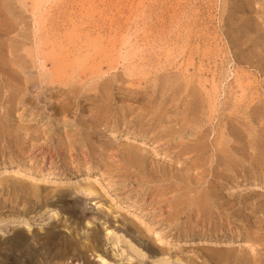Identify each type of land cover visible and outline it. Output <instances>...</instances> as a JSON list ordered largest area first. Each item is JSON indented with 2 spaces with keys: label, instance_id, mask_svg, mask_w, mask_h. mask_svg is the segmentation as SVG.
Wrapping results in <instances>:
<instances>
[{
  "label": "rangeland",
  "instance_id": "rangeland-1",
  "mask_svg": "<svg viewBox=\"0 0 264 264\" xmlns=\"http://www.w3.org/2000/svg\"><path fill=\"white\" fill-rule=\"evenodd\" d=\"M1 1L0 47L4 50L0 49V60L2 58L1 61L6 62L2 63L3 67L0 62V264H47L44 262V256H41L43 247L36 239L45 232L47 234L49 231L51 233L66 230L65 232L69 233L68 231L73 228L77 229L75 236L73 235L74 240L77 241V249L83 255L81 253L78 255L76 252L75 257L72 255L73 258L70 257L59 264H100L102 261L104 264H261L262 261L264 264V238H262L264 237V134L260 135L258 131L264 126V122L260 123L264 121V107H262L264 106V73H261L264 71V0ZM17 2L23 3L18 5ZM92 3L96 4L95 7ZM92 9L95 11L89 15L88 12L92 13ZM69 32H72V35ZM241 43L243 45H240ZM77 44L79 47H76ZM61 45L64 49L60 48ZM63 50L66 51L65 55ZM78 50L80 53L77 52ZM39 53L43 56L41 57ZM250 53L253 55L250 56ZM189 54L192 56L193 60L190 62L193 64L188 61ZM81 56L84 60L83 65H81L82 59H79ZM96 56L99 59H96ZM246 59H250V62ZM54 60H59L62 64ZM185 61L187 65H184ZM129 65H131L130 69ZM183 66L187 69L184 70ZM55 67L60 69H54ZM88 69L91 73L95 71L92 73L93 77ZM241 70H244L246 75ZM233 71H236L237 75ZM238 72H241L242 76H238ZM235 76L239 80L244 79L248 84L245 81H239L245 85L238 84ZM49 77L50 80L52 77L55 78L51 80L53 82ZM182 77L186 78L182 80ZM191 77H194L192 81ZM49 81L53 83L52 86ZM187 81L190 85L186 83ZM212 81L211 85L215 84L214 88L218 86L216 90L212 88L213 91L210 86ZM129 82L132 85L137 84H134L135 87H129ZM82 83L84 84L80 85ZM180 83L184 85L181 86ZM201 83L203 87H200ZM137 85L149 88L146 92L145 89H137ZM66 86H70L71 91L65 88ZM97 86L100 88L98 89ZM192 86L195 88H191ZM103 87L106 90L105 88L102 90ZM242 87L244 90L247 89L244 93ZM193 90L195 95L193 94L191 98L190 93ZM183 91L188 94L184 95ZM73 92H75L74 96ZM136 92L140 94L136 96ZM246 93L252 96H247ZM229 94L230 96L233 94L232 98ZM179 96L184 98L180 99ZM213 96L216 98L214 99ZM104 97H108V101ZM238 97H241V102L239 99L236 100L241 105L234 101ZM63 98L64 102L60 103ZM101 98L100 102L106 100L105 105L99 102ZM244 98L247 100L245 101ZM248 98L251 99L250 102ZM185 99L189 100L188 105ZM227 99H231L229 100L231 103L227 102ZM235 103L239 107L233 106ZM208 104L211 106L208 107ZM162 107L164 111L161 112ZM97 109L100 111L98 112ZM209 109L213 110L211 114ZM244 110L247 115L249 114L248 116ZM235 111L239 112V115ZM260 111L262 114L259 113ZM254 112L258 116H253ZM96 113L99 115L98 118L102 114L104 117L97 119ZM224 115L228 116L226 117L228 121ZM250 115L254 118L251 119ZM235 116H238L237 119L234 118ZM169 117L174 118L175 121L169 120ZM178 118L182 119L183 125L178 124L180 127L176 125L180 123ZM233 119L237 123L233 122ZM153 120H158L154 122L159 124L158 127H155ZM165 120L174 123H166ZM244 121L247 122L246 124L250 123L244 125ZM226 124H229V127ZM249 125L255 127V129L252 127L254 133L249 130L252 129ZM179 128L181 129L178 133ZM218 128L223 132H220L221 135L224 134L222 140L218 138L219 134L215 135L216 131L217 133L220 131ZM243 128L246 131H243ZM193 130L196 133L199 131L200 134H195ZM162 131L167 138L165 140L164 136H161L164 135ZM180 131L182 136L179 135ZM191 133L195 134H192L194 139L193 137L190 139ZM244 133H248L249 138L253 137L252 140L258 138L260 141L258 139L255 141H259V146L258 144L254 146L256 142L251 139L250 143L247 134ZM196 136L199 139L197 141ZM203 136L206 138L203 139ZM242 136L248 139L247 144V139L244 142ZM225 140L228 143L225 144ZM240 140L243 145L239 144ZM185 141H189L191 147L193 146L192 149L194 148L193 151L190 144L186 145ZM198 141L202 143L199 144ZM210 141L218 145L215 144L214 147L212 145L214 142ZM180 143L186 146L182 147ZM193 143L195 145H192ZM168 146L173 151L170 152ZM235 146L239 150H236ZM250 146L254 148L251 149ZM212 147L215 151L218 148L220 151L218 150L216 154ZM180 148L182 149L179 150ZM221 149H224V153L228 151L225 156L220 154L223 152ZM184 153L190 154L191 158L194 155L193 158L196 159H192L193 163H190L191 158ZM205 153L208 158L203 156ZM196 160L198 162L195 164ZM3 163L6 167H2ZM183 164H186L184 166L186 169L181 168ZM193 164L203 166L199 167L201 168L199 170L198 167V169L193 168ZM61 170L65 171L62 175L47 174V171ZM250 178L256 179L258 184L243 186L245 188L234 187L235 184ZM177 184L178 188L175 187L178 186ZM86 186L90 187L91 193L83 190ZM184 191H187V195L183 194ZM200 196L203 197L202 200ZM201 202H207L208 205L203 206ZM80 210H83L89 219L86 218L84 221L85 218L78 212ZM261 220L262 222H258ZM254 227L258 231H254ZM91 229H95L96 233L94 252L87 249L85 239ZM253 242L256 246L255 250L252 247ZM49 247L54 248L52 245ZM36 254H39L38 257ZM98 254L103 260L97 256Z\"/></svg>",
  "mask_w": 264,
  "mask_h": 264
},
{
  "label": "bare ground",
  "instance_id": "bare-ground-1",
  "mask_svg": "<svg viewBox=\"0 0 264 264\" xmlns=\"http://www.w3.org/2000/svg\"><path fill=\"white\" fill-rule=\"evenodd\" d=\"M0 1H1V0H0ZM8 1H9V0H8ZM21 1H22V0H21ZM34 1H36V0H34ZM64 1H65V0H64ZM74 1H75V0H74ZM86 1H87V0H86ZM90 1H92V0H90ZM93 1H94V0H93ZM116 1H117V0H116ZM119 1H120V0H119ZM18 2H19V1H18ZM18 2H17V3H18ZM47 2H48V1H47ZM83 2H84V1H83ZM88 2H89V1H88ZM88 2H87V5H89ZM97 2H98V1H97ZM97 2H96V3H97ZM102 2H103V1H102ZM121 2H122V1H121ZM1 3H3V2L1 1ZM20 3L22 4L23 2H20ZM20 3H18V5H21ZM40 3H41V1H40ZM75 3H76V2H75ZM85 3H86V2H85ZM89 3H90V2H89ZM111 3H112V2H111ZM115 3H117V2H115ZM115 3H114V4H115ZM143 3H144V2H143ZM6 4H7V3H6ZM42 4H43V3H42ZM76 4H77V3H76ZM92 4H93V3H92ZM69 5H71V4H69ZM79 5H81V4H79ZM85 5H86V4H85ZM87 5H86V6H87ZM93 5H94V7H95L96 4H93ZM5 6H6V5H5ZM34 6H35V5H34ZM42 6H43V5H42ZM62 6H63V5H62ZM74 6H75V5H74ZM117 6H118V5H117ZM21 7H23V5H22ZM69 7H70V6H69ZM77 7H78V6H77ZM80 7H82V6H80ZM114 7H115V6H114ZM136 7H137V6H136ZM78 8H79V7H78ZM82 8H85V7L83 6ZM87 8H88V7H87ZM96 8H97V7H96ZM99 8H101V7H99ZM115 8H116V7H115ZM130 8H133V7H130ZM214 8H215V6H214ZM256 8H257V7H256ZM8 9H10V8H8ZM73 9H74V8H73ZM79 9L81 10V8H79ZM97 9H98V8H97ZM117 9H118V7H117ZM134 9H135V7H134ZM137 9H138V8H137ZM88 10H89V9H88ZM1 11H2V10H1ZM10 11H11V10H10ZM82 11H83V10H82ZM93 11H95V10L92 9V13H91V11H90V12L87 11V12H88V14L90 13V14L92 15V14H93ZM131 11H132V10H131ZM133 11H135V10H133ZM166 11H167V10H166ZM77 12H78V11H77ZM84 12H86V9H85ZM84 12H82V13H84ZM120 12H121V11H120ZM120 12H119V13H120ZM126 12H128V14H130L129 11H126ZM78 13H81V12H78ZM121 13H122V12H121ZM71 14H72V13H71ZM74 14H75V13H74ZM85 14H87V13H85ZM85 14H83V15L86 16ZM90 14H89V15H90ZM106 14H108V13H106ZM134 14H136V13H134ZM34 15H35V14H34ZM78 15H80V14H78ZM81 15H82V14H81ZM83 15H82V16H83ZM136 15H137V14H136ZM148 15H149V14H148ZM72 16H73V14H72ZM123 16H124V15H123ZM126 16H128V15H126ZM183 16H184V15H183ZM2 17H3V15H2ZM77 17H78V16H77ZM77 17H76V18H77ZM124 17H125V16H124ZM129 17H130V15L128 16V18H129ZM216 17H217V16H216ZM242 17H243V16H242ZM3 18H4V17H3ZM69 18H70V17H69ZM73 18H74V17H73ZM87 18H88V16H87ZM87 18H85V19H87ZM70 19H71V18H70ZM78 19H79V17H78ZM90 19H91V17H90ZM92 19H93V17H92ZM6 20H7V19H6ZM37 20H38V18H37ZM64 20H65V19H64ZM80 20H81V19H80ZM0 21H1V20H0ZM90 21H91V20H90ZM92 21H93V20H92ZM152 21H153V20H152ZM8 22H10V21H8ZM93 22H95V21H93ZM37 23H38V22H37ZM96 23H97V22H96ZM96 23H95V24H96ZM4 24H5V23H4ZM4 24H3V25H4ZM39 24H40V22H39ZM77 24H78V23H77ZM144 24H145V23H144ZM69 25H70V24H69ZM40 26H41V25H40ZM76 26H77V25H76ZM76 26H75V28H76ZM94 26H95V25H94ZM51 27H52V26H51ZM72 27H73V26H72ZM97 27H99V26H97ZM101 27H102V26H101ZM37 28H38V26H37ZM40 28H41V27H40ZM65 28H66V26H65ZM68 28H69V27H68ZM108 28H109V27H108ZM38 29H39V28H38ZM38 29H37V31H38ZM72 29H73V28H72ZM115 30H116V29H115ZM39 32H40V31H39ZM72 32H73V31H72ZM72 32H69V33L71 34ZM75 32H76V31H75ZM6 33H7V32H6ZM6 33H5V34H6ZM8 33H9V31H8ZM13 33H14V32H13ZM5 34H4V35H5ZM68 35H69V34H68ZM68 35H67V36H68ZM71 35H72V34H71ZM73 36H74V35H73ZM89 37H90V36H88V38H89ZM94 39H95V38H94ZM2 40H3V38H2ZM2 40H1V42H3ZM90 40H91V39H90ZM90 40H89V42H90ZM122 40H123V38H122ZM122 40H121V42H123ZM38 41H40V40H38ZM45 41H46V40H45ZM147 41H148V40H147ZM246 41H247V40H246ZM4 42H5V41H4ZM35 42H37V40H35ZM58 42H59V41H58ZM247 42H248V41H247ZM37 43H38V42H37ZM39 43H40V42H39ZM45 43H46V42H45ZM56 43H57V42H56ZM237 43H238L237 45H239V42H237ZM245 43H246V42H245ZM35 44H36V43H35ZM80 44H81V46H82V43H81V42H80ZM91 44H92V43H91ZM2 45H3V43H2ZM5 45H6V44H5ZM77 45H78V46H77ZM77 45H76V47H79V44H77ZM235 45H236V44H235ZM240 45H243V43H241ZM55 46H56V45H55ZM83 46H84V44H83ZM86 46H87V44H86ZM95 46H97V45H95ZM95 46H94V47H95ZM98 47H99V46H98ZM183 47L185 48V46H183ZM60 48L64 49L62 45H61ZM92 48H93V47H92ZM99 48H100V47H99ZM101 48H102V47H101ZM106 48H107V47H106ZM106 48H105V49H106ZM112 48H113V47H112ZM180 48H181V47H180ZM184 48H182V50H183ZM226 48H227V47H226ZM0 49H1V47H0ZM58 49H59V48H58ZM62 49H61V50H62ZM65 49H66V48H65ZM87 49H88V48H87ZM95 49H96V48H95ZM97 49H98V48H97ZM97 49H96V51H97ZM102 49H103V48H102ZM109 49H110V48H109ZM232 49H233V48H232ZM1 50L3 51L4 49H1ZM1 50H0V51H1ZM67 50H68V49H67ZM93 50H94V49H93ZM111 50H113V49H111ZM187 50H188V49H187ZM58 51H60V50H58ZM63 51H65V50H63ZM80 51H81V49H80ZM87 51H88V50H87ZM87 51H85V52H87ZM98 51H99V49H98ZM190 51H192V49H191ZM218 51H219V50H218ZM257 51H258V50H257ZM75 52H76V50H75ZM77 52H79V50H78ZM88 52H89V51H88ZM92 52H93V51H92ZM100 52H102L101 49H100ZM106 52H107V51H106ZM220 52H221V51H220ZM1 53H2V52H1ZM54 53H55V52H54ZM67 53H68V51H67ZM71 53H72V52H71ZM79 53H80V52H79ZM82 53H83V51H82ZM167 53H168V52H167ZM189 53H190V52H189ZM192 53H193V52H192ZM192 53H191V54H192ZM39 54H40V56H41L42 53H39ZM45 54H46V53H45ZM65 54H66V51H65V53H64L63 55H65ZM88 54H89V53H88ZM90 54H92V53H90ZM96 54H97V52H96ZM100 54H101V53H100ZM100 54H98V55H100ZM102 54H103V53H102ZM102 54H101V55H102ZM109 54H110V53H109ZM111 54H112V51H111ZM168 54H170V53H168ZM250 54H251L250 56L253 55L252 53H250ZM70 55H71V54H70ZM73 55H74V54H73ZM83 55H84V53H83ZM92 55H93V54H92ZM92 55H91V57H92ZM98 55H97V56H98ZM166 55H167V54H166ZM215 55H216V54H215ZM42 56H43V55H42ZM42 56H41V57H42ZM50 56H51V55H50ZM66 56H67V55H66ZM74 56H75V55H74ZM89 56H90V55H89ZM97 56H96V59H99ZM107 56H108V55H107ZM167 56H168V55H167ZM189 56H190V59H189L188 61L190 62V61L193 60V59H191L192 56H191L190 54H189ZM222 56H223V55H222ZM44 57H45V56H44ZM51 57H52V56H51ZM51 57L49 58L50 61L52 60ZM57 57H58V56H57ZM62 57H63V56H62ZM64 57H65V56H64ZM71 57H72V56H71ZM76 57H77V56H76ZM87 57H88V56H87ZM94 57H95V56H94ZM104 57H105V56H104ZM183 57H184V56H183ZM216 57H217V56H216ZM254 57H255V54H254ZM263 57H264V56H263ZM11 58H12V57H11ZM47 58H48V57H47ZM65 58H66V57H65ZM69 58H70V57H69ZM83 58H84V56H83ZM92 58H93V57H92ZM100 58H101V57H100ZM102 58H103V57H102ZM248 58H250V57H248ZM40 59H41V58H40ZM45 59H46V58H45ZM79 59H82V56H81ZM79 59H78V60H79ZM109 59H111V58H109ZM186 59H187V58H186ZM1 60H2V58H1ZM1 60H0V62H1V64H2L4 61L2 62ZM43 60H44V58H43ZM65 60H66V59H65ZM65 60H64V61H65ZM75 60H76V59H75ZM88 60H89V59H88ZM91 60H92V59H91ZM101 60H103V59H101ZM184 60H185V59H184ZM184 60H182V61H184ZM249 60H250V59H249ZM249 60L246 59V61L250 62ZM251 60H252V59H251ZM259 60H260V58H259ZM58 61H59V60H58ZM58 61H55V60H54V62H58ZM83 61H84V60L82 59L81 63H82ZM92 61H93V60H92ZM97 61H98V60H97ZM104 61H105V60H104ZM246 61H245V62H246ZM5 62H6V61H5ZM5 62H4V64H5ZM8 62H9V61H8ZM59 62H60V61H59ZM75 62H76V61H75ZM75 62H74V63H75ZM79 62H80V60H79ZM93 62H94V61H93ZM95 62H96V61H95ZM99 62H100V61H99ZM108 62H109V61H108ZM112 62H113V61H112ZM189 62H188V63H189ZM242 62H243V61H242ZM257 62H259V61L257 60ZM50 63H51V62H50ZM52 63H53V62H52ZM52 63H51V64H52ZM60 63H61V62H60ZM81 63H80V64H81ZM110 63H111V62H110ZM110 63H109V64H110ZM190 63H192V62H190ZM190 63H189V64H190ZM229 63H230V62H229ZM243 63H244V62H243ZM246 63H247V62H246ZM7 64H8V63H7ZM61 64H62V63H61ZM69 64H70V63H69ZM69 64H68V65H69ZM86 64H87V63H86ZM88 64H89V63H88ZM116 64H117V63H116ZM181 64H182V63H181ZM192 64H193V63H192ZM248 64H249V63H248ZM256 64H257V63H256ZM59 65H60V64H59ZM59 65H57V66H59ZM81 65H83V63H82ZM81 65H80V66H81ZM93 65H94V64H93ZM95 65H96V63H95ZM131 65H132V64H131ZM131 65H129V66H130L129 69L131 68ZM184 65H187V62H186V61H185V64H184ZM22 66H23V65H22ZM89 66H90V65H89ZM91 66H92V64H91ZM91 66H90V67H91ZM112 66H113V64H112ZM112 66H111V68H112ZM137 66H138V65H137ZM175 66H176V65H175ZM181 66H182V65H181ZM258 66H260V65H258ZM0 67H1V65H0ZM2 67H3V64H2ZM43 67H44V66H43ZM59 67H60V66H59ZM61 67H62V66H61ZM61 67H60V68H61ZM81 67H82V66H81ZM83 67H84V66H83ZM96 67H97V66H96ZM138 67H139V66H138ZM178 67H180V65H178ZM187 67H188V66H187ZM254 67H255V66H254ZM256 67H257V66H256ZM9 68H10V67H9ZM60 68H58V67L56 68V67H55L54 69H60ZM62 68H63V67H62ZM132 68H133V67H132ZM183 68H184V70L187 69V68L185 69V66H183ZM1 69H2V68H1ZM10 69H11V68H10ZM63 69H64V68H63ZM72 69H73V68H72ZM92 69H93V68H91V70H92ZM101 69H102V68H101ZM108 69H109V68H108ZM140 69H141V68H140ZM226 69H227V68H226ZM229 69H230V68H229ZM235 69H236V68H235ZM259 69H260V68H259ZM2 70H3V69H2ZM11 70H12V69H11ZM13 70H14V69H13ZM50 70H51V69H50ZM61 70H62V69H61ZM88 70H89V69H88ZM91 70H89L90 73H91ZM93 70H94V69H93ZM98 70H99V69H97V71H98ZM141 70H142V69H141ZM162 70H163V69H162ZM169 70H170V69H169ZM184 70H183V71H184ZM233 70H234V69H233ZM51 71L54 72L53 69H52ZM63 71H64V70H63ZM80 71H81V70H80ZM80 71H79V72H80ZM83 71H84V70H83ZM130 71H131V70H130ZM144 71H145V70H144ZM196 71H197V69H196ZM238 71H240V70H238ZM241 71H242V70H241ZM243 71H244V70H243ZM243 71H242V72H243ZM49 72H50V71H49ZM52 72H51V76H52ZM66 72L68 73V69H67ZM94 72H95V71H94ZM94 72H92V73H94ZM126 72H127V71H126ZM133 72H135V71H133ZM156 72H157V71H156ZM233 72H235V74H236V71H233ZM244 72H245V71H244ZM260 72H261V71H260ZM92 73H91V76L93 77V74H92ZM107 73H108V72H107ZM131 73H132V72H131ZM137 73H138V72H137ZM140 73L142 74V72H140ZM238 73H239V72H238ZM261 73H264V71L261 72ZM49 74H50V73H49ZM53 74L56 75L55 73H53ZM80 74H81V73H80ZM83 74H84V73H83ZM125 74H127V73H125ZM143 74H144V73H143ZM235 74H233V76H234ZM47 75H48V74H47ZM54 75H53V76H54ZM94 75H95V74H94ZM102 75L104 76V74H101V76H102ZM136 75H137V74H136ZM185 75H186V72H185ZM187 75H188V74H187ZM193 75H194V74H193ZM193 75H192V76H193ZM229 75H230V74H229ZM236 75H237V74H236ZM240 75H241V72L239 73L238 76H240ZM245 75H246V72H245ZM249 75H250V74H249ZM251 75H252V74H251ZM19 76H21V75H19ZM48 76H50V75H48ZM48 76H47V77H48ZM51 76H50V77H51ZM68 76H69V75H68ZM131 76H132V75H131ZM139 76H140V75H139ZM190 76H191V75H190ZM241 76H242V75H241ZM45 77H46V76H45ZM50 77H49V80H50ZM54 77H55V76H54ZM54 77H52L51 80H53ZM80 77H81V75H80ZM121 77H122V76H121ZM159 77H160V76H159ZM195 77H196V76H195ZM235 77H236V76H235ZM235 77H234V78H235ZM245 77H246V76H245ZM245 77H244V78H245ZM56 78H57V77H56ZM90 78H91V77H90ZM90 78H89V80H90ZM98 78H99V77H98ZM122 78H123V77H122ZM126 78H127V76H126ZM126 78H124L125 81H126ZM140 78H141V77H140ZM183 78H184V77H182V80H183ZM185 78H186V77H185ZM185 78H184V79H185ZM188 78H189V77H187V80H188ZM193 78H194V77H193ZM193 78L191 77V81H192ZM236 78H237V77H236ZM43 79H44V77H43ZM43 79H41V80H43ZM54 79H55V78H54ZM59 79H60V78H59ZM67 79H68V78H67ZM119 79H120V76H119ZM141 79H143V78H141ZM146 79L149 80L148 78H146ZM237 79H238V78H237ZM237 79H235V81H238V84H240V85H241V84L245 85L244 83H239V81H240V82L242 81L241 79H240V80H239V79L237 80ZM249 79H250V78H249ZM51 80H50V81H51ZM73 80H74V79H73ZM75 80H76V79H75ZM84 80H85V79H84ZM114 80H116V79H114ZM152 80H154V79H152ZM252 80H255V79L252 78ZM46 81H47V79H46ZM50 81H49V82H50ZM55 81L58 83L57 80H54V82H55ZM60 81H61V80H60ZM60 81H59V82H60ZM86 81H87V80H86ZM86 81H84V83H85ZM102 81H103V80H102ZM102 81H101V82H102ZM118 81H119V80H118ZM118 81H116V83H117ZM150 81H151V80H150ZM198 81H199V80H198ZM243 81H245V80L243 79ZM243 81H242V82H243ZM248 81H249V80H248ZM47 82H48V81H47ZM51 82H53V81H51ZM51 82H50V83H51ZM80 82H83V81H80ZM88 82H89V81H88ZM96 82H97V81H96ZM103 82H104V81H103ZM114 82H115V81H114ZM123 82H124V80H123ZM123 82H122V83H123ZM133 82H134V81H133ZM133 82H132V83H133ZM151 82H152V81H151ZM170 82H171V81H170ZM193 82H197V81H194V80H193ZM200 82H201V81H200ZM200 82H199V83H200ZM84 83H82V84H80V85H83ZM86 83H87V82H86ZM98 83H100V82H98ZM98 83H96V84H98ZM118 83H119V82H118ZM120 83H121V82H120ZM152 83H153V82H152ZM184 83H185V81H184ZM186 83L189 84L190 82L187 81ZM211 83H213V81L210 82L211 90H212V88H213V89H215V88L217 89L218 86L214 88L215 84H214V85H211ZM214 83H215V82H214ZM235 83H236V82H235ZM245 83L248 84L246 81H245ZM250 83H251V82H250ZM48 84H49V83H48ZM48 84H47V85H48ZM71 84H72V83H71ZM76 84H77V83L75 82V85H76ZM102 84H103V83H102ZM123 84H124V83H123ZM125 84L128 86V85L130 84V82H129V84H127V83H125ZM134 84H137V83H134ZM134 84H133V85L130 84L129 87H130V86H134ZM147 84H148V83H147ZM154 84H156V82H155ZM180 84H181V86L184 85L183 83H180ZM191 84H192V82H191ZM193 84H195V83H193ZM197 84H198V82H197ZM233 84H234V82H233ZM236 84H237V83H236ZM253 84H254V83H253ZM253 84H252V85H253ZM49 85H50V84H49ZM52 85H53V83H51V86H52ZM73 85H74V84H73ZM80 85H79V86H80ZM94 85H95V84H94ZM94 85H93V88L95 87ZM99 85H100V84H99ZM189 85H190V84H189ZM189 85H188V86H189ZM202 85H203V84L201 83L200 87H201ZM249 85H250V84H249ZM249 85H248V86H249ZM57 86H59V85H57ZM90 86H91V85H90ZM154 86H156V85H154ZM168 86H169V85H168ZM185 86L187 87L186 84H185ZM185 86H183V87L186 88ZM194 86H195V85H194ZM194 86H192L191 88H195ZM203 86H204V85H203ZM203 86H202V87H203ZM235 86H236V85H235ZM246 86H247V85H246ZM255 86H256V85H255ZM257 86H258V85H257ZM260 86H261V85H260ZM74 87H75V86H74ZM98 87L100 88V86H97V88H98ZM101 87H102V86H101ZM117 87H120V86H117ZM123 87H124V86H123ZM123 87H122V88H123ZM134 87H135V86H134ZM136 87H137V89H139V88L145 89V91H146L147 88H149L148 86H146V88L138 87V85H137ZM263 87H264V86H263ZM263 87H262V90H263ZM65 88H68V89H69L70 86H66ZM65 88H64V89H65ZM75 88H76V87H75ZM77 88H78V87H77ZM77 88H76V89H77ZM81 88H82V87H81ZM99 88H98V89H99ZM104 88H105V87H103L102 90H104ZM196 88H197V87H196ZM240 88H241V87H240ZM247 88H248V87H247ZM249 88H251V87H249ZM252 88H253V87H252ZM260 88H261V87H260ZM2 89H3V88H2ZM64 89H63V90H64ZM71 89H72V88H71ZM89 89H90V90H94V89H92V88H89ZM129 89H130V88H129ZM131 89H132V87H131ZM181 89H183V88L181 87ZM188 89H189V87H188ZM197 89H198V88H197ZM216 89H215V90H216ZM227 89H228V88H227ZM242 89H243V90H242L243 93H244V91L247 90L246 88H245L246 90H244V87H242ZM254 89H255V88H254ZM254 89H253V90H254ZM65 90H66L65 92L69 95V92L67 91V89H65ZM69 90H70V89H69ZM105 90H106V88H105ZM125 90H126V88H125ZM183 90H184V89H183ZM189 90H191V89H189ZM189 90H188V91H189ZM215 90H214V91H215ZM218 90H219V89H218ZM220 90H221V89H220ZM232 90H233V89H232ZM250 90H251V89H250ZM260 90H261V89H260ZM70 91H71V90H70ZM130 91H133V90H130ZM135 91H136V88H135L134 92H135ZM184 91H185V90H184ZM184 91H183V92H184ZM212 91H213V90H212ZM230 91H231V90H230ZM75 92H77V91L75 90ZM75 92H73V96H74ZM105 92H106V91H105ZM126 92L129 93V91H126ZM134 92H133V93H134ZM139 92H140V91H139ZM139 92H138V93H139ZM141 92H144V91H141ZM146 92H147V91H146ZM183 92H182V93H183ZM186 92H187V90H186ZM186 92H184V95H185V94H186V95L188 94V93H186ZM193 92H194V90L191 91V93H190V97L193 96V94L195 93V92H194V93H193ZM217 92H218V91H217ZM231 92H233V91H231ZM253 92H254V91H253ZM262 92H263V91H262ZM70 93H72V92H70ZM77 93H78V92H77ZM130 93H131V92H130ZM138 93H137V92L135 93L136 96H137ZM196 93H197V92H196ZM210 93H211V92H210ZM233 93H235V91H234ZM240 93H241V91H240ZM100 94H101V93H100ZM102 94H104V92H102ZM139 94H140V93H139ZM246 94H247V96L251 95V94L248 95V93H246ZM63 95H65V94H63ZM68 95H67V96H68ZM194 95H195V94H194ZM199 95H201V94H199ZM199 95H198V96H199ZM207 95H209L208 92H207ZM207 95H206V96H207ZM215 95L218 96V94H215ZM234 95H235V94H234ZM253 95H255V94H253ZM257 95H258V94H257ZM257 95H255V96L257 97ZM263 95H264V94H263ZM71 96H72V95H71ZM104 96H106V95L104 94ZM229 96H230V94H229ZM231 96H233V94H232ZM231 96H230V97H231ZM235 96H236V95H235ZM251 96H252V95H251ZM255 96H254V98H256ZM258 96H259V95H258ZM149 97H150V96L148 95V98H149ZM179 97H180V96H179ZM182 97H183V96H182ZM182 97H180V99H181ZM194 97H196V96H194ZM218 97H219V96H218ZM236 97H237V96H236ZM64 98H65V97H64ZM64 98H63V100H60L59 102H60V103H61L62 101L64 102ZM102 98H103V97H102ZM102 98H101V100H99V102L102 101ZM104 98H105V99L107 98L106 100L108 101V97H104ZM146 98H147V97H146ZM183 98H184V97H183ZM191 98H192V97H191ZM213 98L215 99L216 97L213 96ZM231 98H232V97H231ZM233 98H234V97H233ZM240 98H241V97H240ZM240 98H239V97H238V98H235L234 101L236 102V101H237L236 99H239V101H240ZM249 98H252V97H249ZM249 98H248V101L250 102L251 99L249 100ZM254 98H253V99H254ZM259 98L262 99L261 97H259ZM263 98H264V97H263ZM94 99L97 100V98H94ZM99 99H100V98H99ZM105 99H104L103 102H100V103H104V105H105V102H106ZM120 99H121V97H120ZM122 99H123V98H122ZM180 99H179V101H180ZM186 99H187V96H186ZM186 99H185V100H186ZM211 99H212V97H211ZM244 99H245V101L247 100L246 98H244ZM244 99H242V104H244V103H243V100H244ZM256 99H258V98H256ZM256 99H255V101H257V102L260 101V100H256ZM152 100H153V99H152ZM227 100H228V99H227ZM229 100H231V99H229ZM229 100H228L227 102H230V103H231V101H229ZM232 100H233V99H232ZM263 100H264V99H263ZM7 101H8V100H7ZM65 101H66V98H65ZM94 101H95V100H94ZM145 101H146V100H145ZM182 101H183V99H182ZM182 101H181V102H182ZM186 101L188 102V103H187V105H188V104H189V100H186ZM186 101H185V102H186ZM209 101H210V100H209ZM209 101H208V102H209ZM234 101H232V103H233ZM248 101H247V105H248V103H249ZM208 102H207V103H208ZM216 102H217V101H216ZM227 102H226V103H227ZM240 102H241V101H240ZM257 102H256V103H257ZM260 102H261V101H260ZM60 103H59V104H60ZM106 103H107V102H106ZM190 103H191V102H190ZM230 103H229V104H230ZM236 103H239V102L237 101ZM236 103H235V105H233V106H235V107L237 108L238 105H236ZM251 103H252V102H251ZM253 103H255V102H253ZM147 104H148V102H147ZM163 104H165V103H163ZM183 104H184V103H183ZM210 104H211V102H210ZM210 104H208V107L211 106ZM213 104H214V101H213ZM233 104H234V103H233ZM239 104H240V103H239ZM260 104H261V103H260ZM61 105L63 106V105H65V104H61ZM153 105H155V104H153ZM185 105H186V104H185ZM209 105H210V106H209ZM214 105H215V104H214ZM224 105H225V103H224ZM240 105H241V104H240ZM254 105H255V104H254ZM256 105H257V104H256ZM263 105H264V104H263ZM102 106H103V104H102ZM102 106H101V107H102ZM227 106H228V105H226V107H227ZM245 106H246V105H245ZM245 106H243V107L245 108ZM259 106H260V105H259ZM154 107H155V106H154ZM214 107H215V106H214ZM223 107H224V106H223ZM231 107H232V104H231ZM238 107H239V106H238ZM246 107H247V106H246ZM257 107H258V106H257ZM262 107H264V106H262ZM162 108H163V107H162ZM224 108H225V107H224ZM232 108H233V107H232ZM259 108H260V107H259ZM154 109H156V108H154ZM154 109H153V111H154ZM185 109H186V108H184V110H185ZM210 109H212V108H210ZM210 109H209V110H210ZM214 109H215V108H214ZM248 109H249V108H248ZM263 109H264V108H263ZM100 110H101V108H100ZM100 110H99V111H100ZM225 110H226V109H225ZM229 110H230V107H229ZM229 110L227 109V111H229ZM233 110H234V109H233ZM235 110H237V109H235ZM241 110H242V109H241ZM245 110H246V108H245ZM245 110H244V112H245ZM251 110L253 111V109H251ZM256 110H257V109H256ZM256 110H254V111L256 112ZM258 110H259V109H258ZM258 110H257V111H258ZM94 111L97 112L98 109H97V111H96V110H94ZM99 111H98V112H99ZM136 111H137V109H136ZM162 111H164V108L161 109V112H162ZM182 111H183V110H182ZM186 111H187V110H186ZM212 111H213V110H210V114H211ZM230 111H231V110H230ZM230 111H229V112H230ZM242 111H243V110H242ZM248 111L250 112V110H248ZM95 112H94V113H95ZM101 112L103 113V110H102ZM150 112H151V110H150ZM161 112L159 113L160 116H161ZM183 112H184V111H183ZM195 112H196V111H195ZM229 112L227 113L228 115H229ZM235 112L237 113V111H235ZM244 112H243V113H244ZM255 112H254V115H253V116L256 115ZM92 113H93V110H92ZM151 113H152V112H151ZM155 113H156V112H155ZM184 113L188 115L187 112H184ZM238 113H239V112H238ZM238 113H237V114H238ZM241 113H242V112H241ZM247 113H248V112H247ZM252 113H253V112H252ZM252 113H251V114H252ZM259 113L262 114L261 111H260ZM100 114H101V113H100ZM162 114H163V113H162ZM185 114L182 113L183 117H185ZM245 114H246V112H245ZM90 115H91V114H90ZM94 115H95V114H94ZM96 115H97V113H96ZM102 115H103V114H102ZM102 115H101L100 117H104V116H102ZM187 115H186V116H187ZM233 115H234V112H233ZM238 115H239V114H238ZM248 115H249V114H248ZM248 115L246 114V116H248ZM91 116H92V115H91ZM91 116H90V118L93 117V116H92V117H91ZM98 116H99V115L96 116L97 119L100 118V117L98 118ZM145 116H147V115H145ZM145 116H144V117H145ZM157 116H158L159 119H160V116H159V115H157ZM164 116H165V114H164ZM179 116L182 117L181 115H178V117H179ZM191 116H193V115H191ZM210 116H211V115H210ZM253 116L250 115V117H252L251 119L254 118ZM256 116H258V115H256ZM261 116H262V115H261ZM261 116H260V117H261ZM263 116H264V115H263ZM158 117H157V118H158ZM224 117L226 118V117H228V116H225V115H224ZM224 117H223V118H224ZM237 117H238V116H237ZM237 117L235 116L234 118L237 119ZM250 117H249V118H250ZM162 118L164 119L163 116H162ZM212 118H213V117H212ZM230 118H231V116H230ZM230 118H228V119H230ZM241 118H242V117H241ZM244 118H246V117H244ZM249 118H248V119H249ZM255 118H256V117H255ZM93 119H95V118H93ZM101 119H102V118H101ZM159 119H158V120H159ZM163 119H162V121H163ZM165 119H167L166 116H165ZM168 119L171 120V121H172V119H173V120L175 121L174 118L170 119V117H169ZM220 119H221V118H220ZM220 119H219V120H220ZM231 119H232V118H231ZM238 119H239V118H238ZM242 119H243V118H242ZM251 119H250V120H251ZM258 119H259V117H258ZM151 120H152V118H151ZM158 120H155V121H158ZM169 120H168V121L165 120V122H166V123H167V122L170 123L171 121L169 122ZM176 120H177V118H176ZM178 120H179V118H178ZM183 120H185V119H183ZM226 120H227V118H226ZM233 120H234V119H233ZM233 120H232V121H233ZM243 120H244V119H243ZM254 120H255V119H254ZM259 120H260V119H259ZM259 120H258V122L261 121V120H260V121H259ZM155 121L153 120V123H154ZM179 121H180V123H177V124H176L178 127H180V125H178V124L183 125V124L181 123L182 119L179 120ZM223 121H224V120H223ZM227 121H228V120H227ZM232 121H231L232 124H233V122L237 123L235 120H234L233 122H232ZM245 121H246V120H245ZM245 121H244V123H245ZM247 121H248V120H247ZM252 121H253V120H252ZM256 121H257V120H256ZM256 121H254V122L256 123ZM97 122H98V120H97ZM160 122H161V121H160ZM163 122H164V121H163ZM219 122H220V121H219ZM224 122H226V121H224ZM229 122H230V121H229ZM239 122H240V121H239ZM239 122H238V123H239ZM241 122H242V121H241ZM262 122H264V121H261L260 123H262ZM156 123H157V122H156ZM156 123H154V124H156ZM158 123H159V122H158ZM173 123H174V122H173ZM173 123L171 122L170 124H173ZM231 123H230V124H231ZM246 123H247V122H246ZM246 123H245L244 125H248L250 122H249L248 124H246ZM255 123H253V126H254ZM162 124H164V123H162ZM170 124H169V125H170ZM232 124H231V125H232ZM258 124H259V123H258ZM258 124H257V126H258V128H260ZM150 125H151V124H150ZM158 125H159V124H158ZM158 125L156 124L155 127H156V126L158 127ZM164 125H165V124H164ZM166 125H167V124H166ZM166 125H165V126H166ZM169 125H168V126H169ZM214 125H215V124H214ZM226 125L228 126L229 124H226ZM226 125H225V126H226ZM231 125H230V126H231ZM237 125L240 126V124H237ZM242 125H243V123H242ZM94 126H95V125H94ZM152 126H153V125H152ZM160 126H161V125H160ZM160 126H159V127H160ZM162 126H163V125H162ZM174 126H175V125H174ZM174 126L172 125V126H169V127H174ZM225 126H224V127H225ZM232 126H234V125H232ZM232 126H231V127H232ZM253 126L250 127V125H249L250 128H252ZM255 126H256V125H255ZM182 127H183V126H182ZM199 127H200V126H199ZM228 127H229V126H228ZM228 127H227V129H228ZM245 127H246V126H245ZM247 127H248V126H247ZM19 128H20V127H19ZM253 128L255 129V127H253ZM253 128H252V129H249V130H251V132L254 133L255 130H253ZM256 128H257V127H256ZM258 128H257V129H258ZM151 129H152V128H151ZM155 129H156V128H155ZM158 129H159V128H158ZM172 129H173V128H171V131H172ZM180 129H181V128L178 129V133H179V130H180ZM218 129H219V128H218ZM257 129H256V130H257ZM260 129H262V130H258V131H260V135L264 134V131H263L264 126H263V128H260ZM153 130H154V129H153ZM153 130H152V131H153ZM160 130H161V129H160ZM169 130H170V129H169ZM175 130H177V129L175 128ZM195 130H196V129H195ZM195 130H193V131L195 132V134H200L199 131H198L199 133H198V132L196 133ZM197 130H199V129H197ZM219 130H220V131H219ZM219 130H218L219 133H217V131H216L217 134L215 133V135L218 136V134H219V137H218V138L222 140L223 137H224V136L222 137V135H224V134L221 135V133H223V132H221V129H219ZM222 130H223V129H222ZM224 130H225V128H224ZM236 130H237V128H236ZM240 130H241V129H240ZM24 131H26V128H25ZM152 131H151V132H152ZM155 131H156V130H155ZM157 131H158V130H157ZM166 131H168V130H166ZM166 131H165V132H166ZM173 131H174V130H173ZM201 131L203 132V130H201ZM226 131H227V130H226ZM226 131H225V132H226ZM229 131H230V129H229ZM243 131H246V130H244V128H243ZM261 131H262V133H261ZM153 132H154V131H153ZM162 132H163V131H162ZM169 132H170V131H169ZM175 132H176V131H175ZM208 132H209V131H208ZM220 132H221V133H220ZM231 132H232V131H231ZM231 132H229L230 135H231ZM234 132H235V131H234ZM237 132H238V131H237ZM251 132H250V133L248 132V133L251 134ZM163 133H164V132H163ZM166 133H167V132H166ZM242 133H243V132H242ZM248 133H246V134H247L246 137L249 136ZM253 133H252V134H253ZM158 134H159V132H158ZM160 134H161V133H160ZM192 134H194V133H191V135H192ZM195 134H194V135H195ZM202 134H203V133H202ZM205 134H207V133H205ZM205 134H204V136H205ZM244 134H245V133H244ZM244 134H243V135H244ZM246 134H245V135H246ZM256 134H257V133H256ZM179 135H181V131H180V134H179ZM194 135L190 136V139H191V137H193L192 139H194ZM220 135H221V136H220ZM236 135L238 136L237 133H236ZM236 135H235V136H236ZM253 135H254V134H253ZM154 136H155V135H154ZM156 136H159V135L156 134ZM161 136H164V137H163L164 140L167 139V138L165 137V133H164V135L161 134ZM169 136H171V135H169ZM181 136H182V135H181ZM181 136H180V137H181ZM204 136H203V139L206 138V137L204 138ZM227 136H229V135H227ZM232 136H234V135H232ZM176 137H178V134H177ZM180 137H179V138H180ZM196 137H197V136H196ZM196 137H195V139H196V141H197L198 137H197V138H196ZM199 137H200V136H199ZM208 137H209V135H208ZM213 137H214V136H213ZM220 137H221V138H220ZM240 137H241V136H240ZM249 137H250V136H249ZM249 137H248V139H249V142H250V143H251L252 141L254 142L256 139H258V138H255V136H254V138H255L254 140H252L253 137H252V138H249ZM256 137H257V135H256ZM263 137H264V136H263ZM157 138H158V137H157ZM159 138H161V137H159ZM183 138L186 139V137H183ZM201 138H202V135H201ZM201 138H200V139H201ZM215 138H217V137L215 136ZM232 138H234V137H232ZM242 138H243V136H242ZM244 138H245V137H244ZM244 138H243V139H244ZM259 138H260V137H259ZM168 139H169V137H168ZM171 139H172V138H171ZM173 139H174V138H173ZM184 139H183V140H184ZM187 139H188V137H187ZM187 139H186V140H187ZM203 139H201V140H203ZM224 139H225V138H224ZM234 139H236V137H235ZM234 139H232L233 142H234ZM246 139H247V138H246ZM246 139H244V142H245ZM248 139H247V141H246V144H247V142H248ZM250 139H251L252 141H251ZM260 139H261V138H260ZM180 140H181V139H180ZM180 140H179V141H180ZM198 140H199V139H198ZM212 140H213V139H212ZM227 140H229V139H227ZM258 140H259V139H258ZM167 141H168V140H167ZM196 141H195V142H196ZM204 141H205V140H204ZM206 141H207V140H206ZM218 141H219V140H218ZM218 141H217V142H218ZM229 141H231V140H229ZM236 141H237V140H236ZM238 141H239V140H238ZM259 141H260V140H259ZM259 141H258V142H259ZM163 142H164V141H163ZM170 142H171V140H170ZM177 142H178V141H177ZM180 142H181V141H180ZM182 142H183V141H182ZM185 142H186V141H185ZM193 142H194V141H193ZM198 142H199V144L202 143V141H201V143H200V141H198ZM210 142L213 143L214 141H213V142L210 141ZM223 142H224V141H223ZM223 142H222L221 144H223ZM240 142H241V140H240ZM255 142H256V143H254V144H255L254 146H257L256 144H258V142H257V141H255ZM262 142H263V141H262ZM165 143H167V142H165ZM178 143H179V142H178ZM183 143H184V142H183ZM183 143H180V146H182L181 144H183ZM187 143L190 144V143H191V140H190V143H189V141L186 142V145H187ZM196 143H197V142H196ZM226 143H228V142H226V140H225V144H226ZM234 143H235V142H234ZM237 143H238V142H237ZM242 143H243V142H241V143H239V144H240V145H243L244 143H243V144H242ZM250 143H248V146H249ZM263 143H264V142H263ZM167 144H170V143H167ZM204 144H205V142H204ZM215 144H216V143L214 142V144H212V145L215 147ZM170 145H171V144H170ZM170 145H169V146H170ZM176 145H177V143H176ZM186 145H185V146H186ZM192 145H195V143H193ZM205 145H206V144H205ZM217 145H218V144H216V146H217ZM219 145H220V144H219ZM169 146L167 147V149L169 148V150H170V147H169ZM171 146H172V145H171ZM173 146H174V145H173ZM183 146H184V145H183ZM183 146H182V147H183ZM185 146H184V147H185ZM189 146L191 147V144H190ZM189 146H188V147H189ZM196 146H197V145H196ZM196 146H195V147H196ZM202 146H203V144H202ZM202 146H201V147H202ZM207 146H209V145H207ZM224 146H225V145H224ZM251 146H252V145H251ZM251 146H250V147H251ZM258 146H259V144H258ZM192 147H193V146H192ZM192 147H191V149H192ZM209 147H210V146H209ZM219 147H220V146H219ZM228 147H229V146H228ZM235 147H236V150H237V149H238L237 146H235ZM261 147H262V146H261ZM261 147H260L259 151L261 150ZM171 148H172V147H171ZM175 148H176V147H175ZM175 148H173V149H175ZM210 148H211V147H210ZM212 148H213V147H212ZM217 148H218V147H216V150H217ZM223 148H224V147H223ZM244 148H245V147H244ZM247 148H248V147H247ZM253 148H254V147H251V149H253ZM255 148H256V147H255ZM177 149H178V148H177ZM181 149H182V148H180L179 150H181ZM193 149H194V148H193ZM193 149H192V151H193ZM196 149H197V148H196ZM199 149H200V147H199ZM204 149H205V148H204ZM207 149H209V148H207ZM213 149H214V148H213ZM224 149H225V148H224ZM224 149H221V150H223V152H220V154L222 153V154L225 156V153H227L228 151H225V153H224ZM240 149H241V147H240ZM242 149H243V146H242ZM248 149H249V148H248ZM140 150H141V149H140ZM179 150H176V151L178 152V154H181V153H179ZM197 150H198V149H197ZM197 150H196V151H197ZM202 150H203V147H202ZM210 150H211V149H210ZM218 150H219V148H218ZM218 150H217V151H218ZM228 150H229V148H228ZM238 150H239V149H238ZM249 150H250V149H249ZM171 151H173V150H170V152H171ZM184 151L186 152V150H184ZM199 151H200V150H199ZM207 151H208V150H207ZM211 151H212V150H211ZM217 151H215V149H214V153H216ZM219 151H220V150H219ZM219 151H218V152H219ZM253 151H254V150H253ZM255 151H256V150H255ZM168 152H169V151H168ZM177 152H173V153H176V154H177ZM200 152H201V151H200ZM203 152H204V151H202V153H203ZM260 152H261V151H260ZM192 153H194V152H192ZM196 153H197V154H196V156H197V155H198V151H197ZM206 153H207V152H206ZM206 153H205V155H203V156H206ZM253 153H254V152H252V154H253ZM256 153H257V152H256ZM258 153H259V152H258ZM262 153H263V152H262ZM184 154H187V156H188L189 158H191V157L189 156L190 154H188V153H184ZM200 154H201V153H200ZM216 154H217V153H216ZM222 154H221V155H222ZM182 155H183V154H182ZM182 155H181V156H182ZM223 155H222V156H223ZM253 155H254V154H253ZM256 155H257V154H256ZM258 155H259V154H258ZM181 156H180V157H181ZM184 156H186V155H184ZM184 156H182V157H184ZM187 156H186V157H187ZM207 156H208V155H207ZM207 156H206L205 158H208V157H209V156H208V157H207ZM218 156H219V153H218ZM250 156H252V155L250 154ZM178 157H179V155H178ZM193 157H194V155H193ZM193 157L191 158V160H190L191 162H190V163H193V162H192V159H196V158H193ZM200 157H201V156H200ZM215 157H217V156H215ZM254 157H256V156H254ZM175 158H177V156H175ZM184 158H185V157H184ZM184 158H182V159H184ZM201 158H203V157H201ZM201 158H200V161H202ZM219 158H220V157H219ZM222 158H223V157H222ZM224 158H225V157H224ZM252 158H253V157H252ZM176 160L178 161V159H176ZM179 160H180V159H179ZM186 160H187V159H186ZM210 160H211V159H210ZM217 160H218V159H217ZM224 160H225V159H224ZM226 160H227V159H226ZM229 160H230V159H229V157H228V161H229ZM181 161H183V160H181ZM187 161H188V160H187ZM211 161H212V160H211ZM211 161H210V162H211ZM178 162H179V161H178ZM183 162H184V161H183ZM183 162H182V163H183ZM197 162H198V161L196 160L195 164H196ZM204 162H205V160H203V163H204ZM206 162H208V161H206ZM223 162H225V161H223ZM179 163H180V162H179ZM199 163H200V162H199ZM218 163H219V162H218ZM176 164H177V162H176ZM187 164H189V163H187ZM195 164H193L194 166H193V165H191V166H193V168H194V167H196V168L198 167V168H199V167L203 166V165H200V164H198V166H195ZM201 164H202V163H201ZM223 164H224V163H223ZM226 164H227V161H226ZM138 165H139V164H138ZM171 165H172V164H171ZM174 165H175V162H174ZM205 165H206V164H204V166H205ZM221 165H222V164H221ZM180 166H181V165H180ZM184 166H186V164H183V167H181V168H184ZM191 166H190V168H191ZM2 167H6L5 163H3ZM138 167L140 168V166H138ZM223 167H224V166H223ZM225 167H226V166H225ZM170 168H171V167H170ZM170 168H169V169H170ZM177 168H178V167H177ZM196 168H195V169H196ZM198 168H197V169H198ZM205 168H206V167H205ZM228 168H229V167H228ZM230 168H231V167H230ZM173 169H174V168H173ZM184 169H186V167H185ZM200 169H201V168H199V170H200ZM202 169H203V168H202ZM87 170H88V168H87ZM182 170H183V169H182ZM188 170H189V168H188ZM188 170L186 171V174L188 173ZM190 170H191V169H190ZM171 171H172V170H171ZM184 171H185V170H184ZM197 171H198V170H197ZM63 172H65V171H63V170H61L60 172H58V171H55V172H54V171H47V174H48V176H54L55 174H56V175H58V174L62 175ZM177 172H178V171H177ZM201 172H202V171H201ZM201 172H200V174H203V173H201ZM156 173H157V172H156ZM156 173H155V174H156ZM191 173H192V172H191ZM169 174H170V172H169ZM175 174H176V173H175ZM195 174H197V173H195ZM198 175H199V173H198ZM165 176H166V175H165ZM199 176H200V175H199ZM166 177H167V176H166ZM166 177H165V178H166ZM165 178H164V180L167 179V178H166V179H165ZM160 179H162V178H160ZM171 179H173V178H171ZM169 180H170V179H169ZM167 181H168V180H167ZM172 181H173V180H172ZM172 181H171V182H172ZM163 182H164V181H163ZM168 182H169V181H168ZM171 182H170V183H171ZM235 182H236V181H235ZM257 182H258V181H257L256 179H254V178H250L249 180H243V181H242L241 183H239V184H235V183H234V184H235L234 187H242V188H245V187H247V185H257V184H258ZM170 183H169V184H170ZM172 183H174V182H172ZM172 183H171V184H172ZM236 183H237V182H236ZM259 183H260V182H259ZM173 185H174V184H173ZM177 185H178V184H177ZM167 186H169V185H167ZM243 186H245V187H243ZM171 187H172V185H171ZM171 187H169V188H171ZM175 187L178 188L179 185H178V186H175ZM180 187H181V186H180ZM249 187H250V186H249ZM249 187H248V188H249ZM38 188H39V187H38ZM251 188H252V187H251ZM174 189H175V188H174ZM179 189H180V188H179ZM239 189H240V188H239ZM37 190H38V189H37ZM53 190H54V189H53ZM53 190H52V191H53ZM83 190H84L85 192L91 193V189H90L89 186H86L85 188H83ZM81 191H82V190H81ZM167 191H168V190H167ZM170 191H171V190H170ZM172 191H173V189H172ZM174 191H175V190H174ZM163 192H164V191H163ZM168 192H169V191H168ZM176 192H177V191H176ZM186 192H187V191H184L183 194L185 193V194L187 195ZM60 194H61V193H60ZM62 195H63V194H62ZM183 196H184V195H183ZM186 197H188V198L190 199L189 196H186ZM201 197H202V196H200V199H201ZM184 198H185V197H184ZM202 198H203V197H202ZM204 198H205V196H204ZM198 199H199V198H198ZM200 199H199V200H200ZM207 199H209V198H207ZM201 200H202V199H201ZM205 200H206V198H205ZM180 201H181V200H180ZM180 201H179V202H180ZM188 201L190 202V200H188ZM207 201H208V200H207ZM209 201H210V200H209ZM196 202H197V201H196ZM202 202H203V201H202ZM202 202H201V203H202ZM199 203H200V202H199ZM260 203H261V202H260ZM173 204H174V203H173ZM193 204H194V203H193ZM204 204L208 205L207 202H206V203H202L201 205L205 206ZM70 206H71V205H70ZM262 206H263V205H262ZM79 207H80V205H79ZM191 207H193V206H191ZM206 207H207V206H206ZM201 208H202V207H201ZM260 208H261V205H260ZM70 209H71V208H70ZM70 209H69V210H70ZM79 209H80V208H79ZM196 209H197V208H196ZM196 209H195V211H196ZM198 209H199V206H198ZM198 209H197V210H198ZM203 209H204V211H205V208H203ZM66 210H67V209H66ZM69 210H68V211H69ZM73 210H74V208H73ZM191 210H192V209H191ZM261 210H262V209H261ZM75 211H76V210H75ZM200 211H201V210H200ZM263 211H264V209H263ZM72 212H73V211H72ZM76 212H77V211H76ZM76 212H74V213H76ZM78 212H79V214H80L81 217L85 218L84 221L86 220V218H88V217H87V214L84 213L83 210H80V211H78ZM198 212H199V210H198ZM60 214H61V213H60ZM74 216H76V215H74ZM74 216H73V217H74ZM255 216H256V215H255ZM255 216H254V217H255ZM78 217H79V216H78ZM252 217H253V216H252ZM67 218H68V217H67ZM257 218H258V217H257ZM65 219H66V218H65ZM88 219H89V218H88ZM88 219H87V220H88ZM254 219H255V218H254ZM258 219H259V218H258ZM258 219H257V220H258ZM260 219H261V218H260ZM81 220H82V219H81ZM76 221H78V220H76ZM88 221H89V220H88ZM251 221H252V220H251ZM78 222H80V221H78ZM258 222H262V220H261V221H258ZM63 223H64V222H63ZM71 223H72V221H71ZM74 223H75V221H74ZM74 223H73V224H74ZM91 224H93V223H91ZM260 224H261V223H260ZM66 225H67V224H66ZM76 225H77V224H76ZM82 225H83V224H82ZM254 225H255V224H254ZM70 226H71V225H70ZM77 226H79V223H78ZM83 226H84V225H83ZM251 226H252V225H251ZM258 226H259V225H258ZM65 227H66V226H65ZM74 227H75V224H74ZM84 227H85V226H84ZM84 227H82V228H84ZM103 227H104V226H103ZM103 227H102V228H103ZM248 227H249V226H248ZM255 227H256V226H255ZM255 227H254V228H255ZM105 228L107 229V227H105ZM250 228H251V227H250ZM254 228H252V229H254ZM67 229H69V227H67ZM75 229H76V228H73L72 230H69V231H68L69 233L65 232L66 230H65V231H60V230H58V231H53V232H51V233H49V232H50V231H49L47 234H46V232H45V234L42 233L43 236H40V235H39V237H38L36 240H37V242L41 243L40 245H42L41 247H43V248H42V249H43V250H42L43 252L41 253V256H42V257L44 256V262H46L47 264H59L61 261L66 260V259L70 258L72 255L76 254V252H77V254H78V253H81V252H79V249H77V247H78V245H77V241L74 240ZM78 229H79V228H78ZM106 229H105V230H106ZM243 229H244V228H243ZM245 229H246V228H245ZM56 230H57V229H56ZM76 230H77V229H76ZM80 230H82V229L80 228ZM94 230H95V229H94ZM94 230L91 229L90 232L88 233L87 237L85 238L86 241H87V249H88V250L90 249V250H92L93 252H94V249H95V248H94V242L96 241V233L94 232ZM256 230H257V229L255 228L254 231H256ZM243 231H244V230H243ZM246 231H247V229H246ZM246 231H245V233H246ZM252 231H253V230H252ZM257 231H258V230H257ZM259 232H260V231H259ZM262 232H263V231H262ZM245 233H243V234H245ZM250 233H251V232H250ZM36 234H37V233H36ZM257 234H259V233H257ZM34 235H35V234H34ZM73 235H74V236H73ZM248 235H249V234H248ZM248 235H247V237H248ZM253 235H254V234H253ZM29 236H30V235H29ZM37 236H38V235H37ZM259 236H260V235H258V237H259ZM262 236H263V235H262ZM31 237H32V234H31ZM251 237H252V234H251ZM258 237H257V240H258ZM260 237H261V236H260ZM32 238H33V237H32ZM35 238H36V237H35ZM248 238H249V237H248ZM262 238H264V237H262ZM97 239H98V238H97ZM246 239H247V238H246ZM253 239H254V238H253ZM26 240H27V239H26ZM260 240H261V238H260ZM22 241H23V240H22ZM33 241H34V240H33ZM83 241H84V240H83ZM252 241H253V240H252ZM261 241H262V240H261ZM14 242H15V241H14ZM23 242H24V241H23ZM27 242H28V241H27ZM257 242L259 243V241H257ZM31 243H32V242H31ZM49 243H50V244H49ZM82 243H83V242H82ZM258 243H257V244H258ZM260 243H262V242H260ZM251 244H252V243H251ZM262 244H263V243H262ZM9 245H10V244H9ZM24 245H25V243H24ZM34 245H35V244H34ZM47 245H48V247H47ZM51 245H52L54 248L49 247V246H51ZM82 245H83V244H82ZM252 245H253L252 247H253V249H254V247H256V246H254V242H253ZM255 245H256V244H255ZM0 246H1V245H0ZM38 246H39V245H38ZM85 246H86V245H85ZM85 246H84V247H85ZM259 246H260V245H259ZM263 246H264V245H263ZM2 247H3V246H2ZM6 247H7V246H6ZM10 247H13V246H10ZM21 247H22V246H21ZM34 247H35V246H34ZM82 247H83V246H82ZM8 248H9V247H8ZM31 248H33V247H31ZM250 248H251V247H250ZM260 248H261V247H260ZM262 248H263V247H262ZM24 249H25V248H24ZM26 249H27V248H26ZM34 249H35V248H34ZM96 249H97V248H96ZM248 249H249V248H248ZM251 249H252V248H251ZM257 249H258V248H257ZM1 250H2V249H1ZM16 250H17V249H16ZM19 250H20V249H19ZM84 250H85V249H84ZM254 250H255V249H254ZM20 251H21V250H20ZM29 251H30V250H29ZM31 251H32V250H31ZM31 251H30V252H31ZM38 251H40V249H39ZM82 251H83V250H82ZM249 251H251V250H249ZM257 251H258V250H257ZM1 252H2V251H1ZM22 252H23V251H22ZM3 253H4V251H3ZM14 253H15V251H14ZM28 253H29V252H28ZM5 254H6V253H5ZM9 254H10V253H9ZM23 254H24V253H23ZM77 254H76V255H77ZM81 254H82V253H81ZM81 254H80V255H81ZM95 254H96V251H95ZM228 254H229V253H228ZM251 254H252V253H251ZM260 254H261V253H260ZM262 254H263V253H262ZM16 255H17V252H16ZM16 255H14V256H16ZM33 255H34V254H33ZM37 255H39V254H36V257H38ZM78 255H79V254H78ZM82 255H83V254H82ZM256 255H257V254H256ZM263 255H264V254H263ZM23 256H24V255H23ZM97 256L100 257L101 260H103V258L101 257L100 254H98ZM29 257H30V256H29ZM74 257H75V255H74ZM226 257H228V255H227ZM226 257H225V258H226ZM253 257H254V256H252V258H253ZM0 258H1V257H0ZM19 258H20V255H19ZM19 258H17V259H19ZM23 258H24V257H23ZM71 258H73V257H71ZM76 258H77V257H76ZM14 259H15V258H14ZM26 259H27V258H26ZM30 259H31V258H30ZM261 259H262V258H261ZM1 260L3 261V259H1ZM28 260H29V259H28ZM31 260H32V259H31ZM40 260H41V259H40ZM254 260H255V258H254ZM254 260H253V261H254ZM5 261H6V260H5ZM5 261H4V262H5ZM11 261H12V260H11ZM17 261H18V260H17ZM21 261H22V260H21ZM26 261H27V260H26ZM38 261H39V260H38ZM226 261H227V260H226ZM255 261H256V260H255ZM12 262H13V261H12ZM22 262H23V261H22ZM29 262H30V261H29ZM32 262H33V261H32ZM2 263H3V262H2ZM16 263H17V262H16ZM41 263H42V262H41ZM227 263H228V262H227ZM262 263H263V262L261 261V264H262ZM24 264H25V263H24ZM33 264H34V263H33ZM100 264H104V262L102 261V262H100ZM254 264H255V263H254Z\"/></svg>",
  "mask_w": 264,
  "mask_h": 264
}]
</instances>
